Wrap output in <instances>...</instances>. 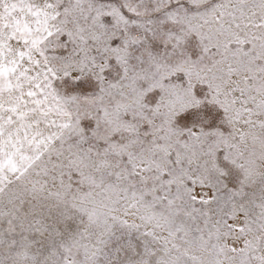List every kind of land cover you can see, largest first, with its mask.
I'll return each mask as SVG.
<instances>
[{
	"label": "snow or ice",
	"instance_id": "1",
	"mask_svg": "<svg viewBox=\"0 0 264 264\" xmlns=\"http://www.w3.org/2000/svg\"><path fill=\"white\" fill-rule=\"evenodd\" d=\"M0 264H264V0H0Z\"/></svg>",
	"mask_w": 264,
	"mask_h": 264
}]
</instances>
